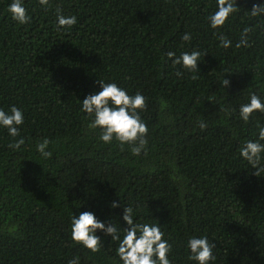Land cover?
Segmentation results:
<instances>
[{
    "label": "trees",
    "instance_id": "1",
    "mask_svg": "<svg viewBox=\"0 0 264 264\" xmlns=\"http://www.w3.org/2000/svg\"><path fill=\"white\" fill-rule=\"evenodd\" d=\"M11 2L0 0V108L15 105L25 121L18 149L0 129V264H117L110 236L97 232L98 252L70 236L72 214L84 211L127 227L113 200L133 207L137 222L161 225L171 264H192V234L214 244V264H264V172L254 175L239 156L264 115L238 116L249 93L264 96V17L249 14L261 0H236L237 12L215 30L207 18L216 0H24L23 25ZM58 9L77 23L58 30ZM245 29L250 46L237 47ZM193 48L202 52L198 74L167 60ZM98 80L146 97L139 156L88 127L79 100L99 91ZM45 138L48 158L36 150Z\"/></svg>",
    "mask_w": 264,
    "mask_h": 264
},
{
    "label": "clouds",
    "instance_id": "2",
    "mask_svg": "<svg viewBox=\"0 0 264 264\" xmlns=\"http://www.w3.org/2000/svg\"><path fill=\"white\" fill-rule=\"evenodd\" d=\"M41 6H46L49 0H38ZM236 0H216V10L208 18V25L215 30L229 20L230 16L237 12ZM11 18L23 25L29 22L30 17L24 7V0H12L8 5ZM249 14L252 17H264V0L259 5H253ZM77 23L76 16H65L61 10H57V29H65ZM248 29L241 34L237 47H249L247 39ZM190 33L181 36L182 41H190ZM221 46L228 48L232 41L225 36H219ZM202 52L198 49L182 51L179 55L169 51L166 53L167 60L172 66H179L188 73L198 74V63L201 61ZM180 75V72H177ZM196 76H193L195 79ZM99 91L88 94L80 101V111L90 118L88 127L92 130H99L98 139L104 144H111L114 141L121 147L130 146L131 153L139 156L146 150L148 145L149 129L141 113L146 110V97L139 91L130 94L128 89L119 86L116 82H105L98 80ZM230 81L224 79L220 82L221 88H226ZM254 113L264 115V96L251 92L246 102L239 104L238 116L241 121L248 123ZM24 112L15 105L7 110L0 108V129L6 130L8 136L13 138L10 145L13 148H20L24 144L20 137L21 126L24 124ZM199 128L204 130L207 123L199 122ZM255 139L243 142L239 148V156L246 161L253 169L254 175L259 176L264 172L261 161L264 160V124L256 123ZM50 141L45 138L36 146L37 152L44 158L51 153L47 151ZM123 207L121 219L127 227L122 228L120 224L113 221L105 222L92 211L81 212L78 216L72 214L70 222L71 240L85 249L98 252L101 247V236H110L116 241L117 264H171L169 258L172 251V244L165 238V233L159 223L137 222L136 213L131 206H123L113 200L109 208L116 209ZM188 251L187 260L192 264H214L216 256L213 249L214 244L205 235H189L185 242ZM69 264H79V257H74Z\"/></svg>",
    "mask_w": 264,
    "mask_h": 264
}]
</instances>
